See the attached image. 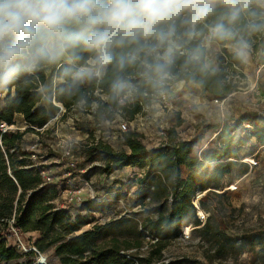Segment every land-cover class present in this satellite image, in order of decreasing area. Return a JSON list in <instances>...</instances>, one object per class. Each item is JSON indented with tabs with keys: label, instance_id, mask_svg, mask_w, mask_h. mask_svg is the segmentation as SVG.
Here are the masks:
<instances>
[{
	"label": "trees",
	"instance_id": "trees-1",
	"mask_svg": "<svg viewBox=\"0 0 264 264\" xmlns=\"http://www.w3.org/2000/svg\"><path fill=\"white\" fill-rule=\"evenodd\" d=\"M202 31L206 34V29L202 28ZM202 41L203 36L197 37L187 47H198ZM217 43L222 46L234 45V41ZM248 51L255 64L264 65V32L251 37ZM81 55L86 60L91 54L83 52ZM206 56L205 46L204 63ZM232 57L238 60L235 54ZM52 65H42L33 72H22L5 85L8 93L0 101V123L18 125L15 117L21 114L28 129L43 128L48 124L57 111L51 115L41 105L44 97L41 89L47 79L44 69ZM82 66L83 61L79 64L61 62L55 70V76L62 82L55 87L54 100L66 109L64 116L77 109L90 111L97 127L107 121L112 122L117 113L133 121L137 115L143 114L159 90H169L179 81L193 83L216 99H224L233 88L227 84L224 71L214 73L209 68L202 70L200 65L185 66V56L182 54L177 56L173 78L163 88L154 87L144 77L139 61L127 64L123 69L114 63L99 80L92 77L75 79V73ZM121 76L133 87L117 94L112 84ZM95 90L107 98L97 96ZM126 94H129L130 99L123 100ZM94 102L97 106L93 110ZM80 103H83L82 106ZM245 121L246 116H241L237 126ZM183 123L184 120L177 113L175 126L167 131L168 142L151 149L146 147L142 135L136 130L122 133L118 149L93 137L83 144L81 155L85 160L102 162L92 166L89 172L97 169L111 175L124 167L148 166L152 170L162 171L165 180L172 184L173 191L172 201L166 211L161 204L153 206L149 211L156 213V218L148 217L141 225L127 229V221L111 220L104 224L96 223L91 229L79 234L83 227L90 224L87 216L79 214L72 218L68 210L57 202L61 195L60 183H45L40 169L33 167L31 160L25 158L30 154L20 145L22 133L19 130L6 133L0 130V264H32L30 260L26 262L23 259L34 256L35 251L24 253L8 246L6 238L12 236L13 232H37L39 237L34 247L39 254L53 249L59 258L58 264H203L201 260L189 257L166 262L163 260V251L177 237L183 224L192 222L195 226H201L195 198L203 193L209 194L212 190H221L224 177L242 163L239 162V153L248 140L256 138L260 145H264V118L260 116L252 122V131L246 137L233 134L235 128L225 125L216 135L219 147L205 151L201 156L193 154V147L199 140L177 138L176 128ZM242 165L244 173H247L249 165ZM183 168L187 169L186 173ZM204 198H199V206L211 213ZM83 205L84 210L101 211L92 199ZM199 229L202 239L218 243V250L221 247L229 248L230 237L219 228L213 229L209 220ZM148 234L152 235V243L147 255H144L142 247Z\"/></svg>",
	"mask_w": 264,
	"mask_h": 264
},
{
	"label": "rangeland",
	"instance_id": "rangeland-1",
	"mask_svg": "<svg viewBox=\"0 0 264 264\" xmlns=\"http://www.w3.org/2000/svg\"><path fill=\"white\" fill-rule=\"evenodd\" d=\"M206 48L205 63L214 73L219 70L226 73L227 84L233 86L231 93L224 99H216L193 83L179 81L169 89L170 105L167 108L154 96L143 114L129 121L128 126L129 130H136L142 135L148 149L168 142L167 131L175 126L177 113L184 120L176 128L177 138L199 140L193 147V154L198 156L219 147L216 135L225 125L235 128L233 134L246 137L252 131V122L260 116L264 118V65L255 64L248 50L244 59H234L232 44L222 46L214 42ZM61 62L44 69L47 79L41 89L45 95L43 102L54 107L56 114L59 110L51 94L54 85L59 82L54 67ZM125 99H130L129 94L123 97ZM244 115L246 121L237 126L239 118ZM123 122L128 120L117 115L114 122H106L100 128L90 111L77 109L68 116L51 120L42 132L28 129L27 125L19 123L21 147L28 152L34 151L35 158L32 160L47 166L55 182L61 185L62 197L57 202L64 205L72 218L79 214L87 216L90 224L77 234L91 229L96 223L104 224L111 220L127 221V229H132L148 217L156 218L157 214L150 212V208L161 204L166 211L172 201V184L165 180L160 170L145 166L124 167L111 175L97 169L89 172L92 166L102 162L96 160L91 163L85 160L80 154L83 144L91 137L95 140L102 138L118 149L120 138L108 136ZM64 142H76L80 148L74 152V168L69 167L63 158L61 146ZM239 156V162L249 165L247 173H244L240 163L224 177L221 190H212L209 194L203 193L195 198L198 202L200 197H205L211 210V213H207L195 203L201 226L209 220L213 229L224 231L231 239L229 248L221 247L219 251L217 242L210 243L201 238V226L189 222L181 226L177 237L163 251L164 261L189 257L201 260L203 264H264V145H260L256 138H250ZM183 172L186 173L187 169L183 168ZM79 190L81 193L77 192ZM214 192L223 195L218 196ZM90 199L97 202L100 212L84 210L83 203ZM38 237L37 232H13L6 239L8 246L27 253L24 247L32 250ZM150 243L152 235L148 234L142 247L144 255H147ZM41 255L46 257L47 264L59 263L53 249L46 253L36 252L34 256L23 260L39 264Z\"/></svg>",
	"mask_w": 264,
	"mask_h": 264
},
{
	"label": "clouds",
	"instance_id": "clouds-1",
	"mask_svg": "<svg viewBox=\"0 0 264 264\" xmlns=\"http://www.w3.org/2000/svg\"><path fill=\"white\" fill-rule=\"evenodd\" d=\"M262 32L264 0H0V86L63 58L83 61L75 79L139 61L144 77L163 88L178 54L185 66L207 70L205 46L234 41L244 59L251 37ZM201 36L200 46L187 47ZM83 52L91 55L85 60ZM132 87L122 76L112 84L117 94Z\"/></svg>",
	"mask_w": 264,
	"mask_h": 264
},
{
	"label": "built area",
	"instance_id": "built-area-1",
	"mask_svg": "<svg viewBox=\"0 0 264 264\" xmlns=\"http://www.w3.org/2000/svg\"><path fill=\"white\" fill-rule=\"evenodd\" d=\"M104 74V73H103ZM103 74H101L100 76H93L92 78H94V79H97V80H99L102 76H103ZM7 93H8V89L6 88H3L2 90H0V101H3L4 100V98L6 97V95H7ZM96 95H99V96H101L103 99H106L107 97L106 96H104L103 94H100L99 93V90H95V92H94ZM157 97H158V100H159V102L163 105V107H168L169 105H170V91L169 90H159L158 91V95H157ZM216 101H218V100H216ZM120 102H122V99L120 100ZM54 104L56 105V107L58 108V113L55 115V117L54 118H52L51 120H58L59 118H61L62 116H64L65 115V113H66V109L63 107V105L61 104V103H58V102H56L55 100H54ZM82 104L83 103H80V106H82ZM97 106V103H93L92 104V109H94L95 107ZM146 107H149V106H146ZM145 107V108H146ZM145 110V109H144ZM117 115H120L119 113H117L116 114V116ZM68 116V115H67ZM121 116V115H120ZM137 116H141V114L140 115H137ZM136 116V117H137ZM50 120V121H51ZM115 120V119H114ZM114 120L112 121V122H114ZM49 121V122H50ZM48 122V123H49ZM107 123H109V121H107ZM129 121L128 122H123V123H121V124H119V126H118V129L116 130V131H113L112 133H111V135L110 136H108L109 138L111 137V138H115V139H118V138H121V136H122V133H124V132H129L130 130L128 129V126H129ZM48 126V124H46L43 128H34V130L35 131H37V132H42V131H44V129L46 128ZM28 127V126H27ZM101 127H103V126H101ZM100 127V128H101ZM20 128H19V126L18 125H8V124H6V123H0V130H1V132L2 133H6V132H13V131H17V130H19ZM20 131V130H19ZM105 135V134H104ZM96 141H103V142H105V143H107L108 145H110L111 146V144H109L107 141H105V140H102V138L101 139H99V140H96ZM65 143V142H64ZM63 143V144H64ZM62 144V145H63ZM0 146H2V141H1V138H0ZM61 146V145H60ZM62 147V149H63V158H65L66 159V161H67V165L69 166V167H75V165H76V163H75V151H78V150H80V148H79V146H78V144L76 143V142H66L63 146H61ZM113 147V146H112ZM114 148V147H113ZM29 154H30V156L29 157H27V156H25V158H27V159H29V160H31V162H32V166L33 167H37V168H39L40 169V171H41V175H42V177H43V180H44V182L45 183H55V180H54V177L50 174V169H48L47 168V166H45V165H43V164H41L40 162H38V163H36V162H34L32 159L33 158H35V152L34 151H30V152H28ZM81 154V153H80ZM82 171H85V170H82ZM70 173H68V175H69ZM60 187H61V185H60ZM82 190V189H81ZM61 193H62V188H61ZM77 192H80L81 193V191L79 190V191H77ZM61 195H60V198H59V200L58 201H60V199H61ZM61 206H63L64 207V205H61ZM24 250L26 251V252H28L29 250H27L25 247H24Z\"/></svg>",
	"mask_w": 264,
	"mask_h": 264
},
{
	"label": "crops",
	"instance_id": "crops-1",
	"mask_svg": "<svg viewBox=\"0 0 264 264\" xmlns=\"http://www.w3.org/2000/svg\"><path fill=\"white\" fill-rule=\"evenodd\" d=\"M60 61H67V60L62 58ZM60 64H61V63H59L56 67H54V68H55L54 70H56V69L59 67ZM57 80H58L59 82L56 83V84L54 85V87H53L52 94H51L52 99H55V98H54V97H55V87L57 86V84H59L60 82H62V80H61L60 78H58V77H57ZM45 84H46V83H45ZM44 86H45V85H44ZM44 86H42V88H43ZM3 88H5V87L0 86V89H3ZM43 95H44V92H43ZM44 100H45V95H44V97H43V100H42V102H41V105H42V106H45V107L47 108L48 112H49L51 115H53V114H54V108H51V106H50V107L47 106V105L43 102ZM15 119H16V122L18 123V126H19V123H20V124H23V123L25 124V121L23 120V116H22L21 114L16 115Z\"/></svg>",
	"mask_w": 264,
	"mask_h": 264
},
{
	"label": "water",
	"instance_id": "water-1",
	"mask_svg": "<svg viewBox=\"0 0 264 264\" xmlns=\"http://www.w3.org/2000/svg\"><path fill=\"white\" fill-rule=\"evenodd\" d=\"M32 250L35 251V252H37L39 254L38 250L35 247H33ZM38 263L39 264H47L46 257L41 255L40 260H39Z\"/></svg>",
	"mask_w": 264,
	"mask_h": 264
},
{
	"label": "bare ground",
	"instance_id": "bare-ground-1",
	"mask_svg": "<svg viewBox=\"0 0 264 264\" xmlns=\"http://www.w3.org/2000/svg\"><path fill=\"white\" fill-rule=\"evenodd\" d=\"M195 203H196L197 206L199 205L198 202L195 201ZM186 230H187V232H188V231H189V228L187 227Z\"/></svg>",
	"mask_w": 264,
	"mask_h": 264
}]
</instances>
